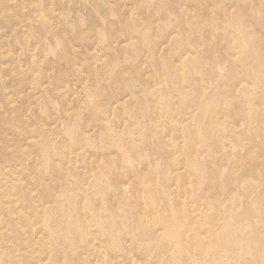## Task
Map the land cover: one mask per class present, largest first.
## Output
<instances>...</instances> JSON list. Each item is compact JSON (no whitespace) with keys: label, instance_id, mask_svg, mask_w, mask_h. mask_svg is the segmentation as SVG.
Returning a JSON list of instances; mask_svg holds the SVG:
<instances>
[{"label":"rangeland","instance_id":"obj_1","mask_svg":"<svg viewBox=\"0 0 264 264\" xmlns=\"http://www.w3.org/2000/svg\"><path fill=\"white\" fill-rule=\"evenodd\" d=\"M0 112L52 146L0 157L28 264H264V0H0Z\"/></svg>","mask_w":264,"mask_h":264},{"label":"bare ground","instance_id":"obj_2","mask_svg":"<svg viewBox=\"0 0 264 264\" xmlns=\"http://www.w3.org/2000/svg\"><path fill=\"white\" fill-rule=\"evenodd\" d=\"M204 1V0H202ZM240 1V0H237ZM222 54L224 55V57L229 58L230 57V52L225 48L222 50ZM253 60V59H252ZM245 64V67H248L249 63H251L252 61H250V59H245L242 60ZM254 61V60H253ZM237 64V62H236ZM238 65V64H237ZM233 69L234 66H231ZM218 71H221V67L218 68ZM121 77H117L116 79V84L121 83ZM182 106H187L188 108H201V101L197 102V103H189L187 101H183L182 102ZM201 110V117L203 119H216L218 114H214L213 116H208L206 114V112H204L202 109ZM192 124V123H191ZM191 127L194 129L195 134L197 135L198 138H200L202 141L203 140H207L210 141L211 139H209L208 134H209V129H204L201 128L200 126L197 128L196 125L192 124ZM18 132V128L17 126L13 125V121L11 116L9 115V113L6 112H0V143L3 145L4 148H2L0 150V157L2 158L1 161H3L6 164H11L14 165V162L17 160L18 163H23V161L25 160V158H27L29 155H34L35 157V161L34 164L37 166V169L40 168V171H38L36 173V178H37V183L38 185L45 187L46 189H52V180L50 181V183H46L45 182V178H44V173L43 170L41 168V164L39 159L44 158L49 160L50 158L52 159V146L49 144V142L47 141V139H43L41 141L40 144L36 145L35 143H33L31 140L28 139V136L24 139H19L18 135L20 133ZM234 132V131H233ZM13 133L15 134V140L14 143H11V137L9 136H13ZM18 134V135H17ZM29 134V133H28ZM27 134V135H28ZM30 136H32V134H29ZM20 136V135H19ZM152 136H154L156 142L159 144V147L163 149V144H161V138L153 133ZM24 142L27 143V145H29V150H25L22 149L24 147ZM216 144V150H221V149H225L227 147L228 144L224 143H220L218 141H214L212 145ZM231 144V143H230ZM231 147H234L233 145H230ZM12 147H16L18 152L12 155H9L7 152L8 149L12 148ZM233 149V148H231ZM164 152V151H163ZM130 162V161H129ZM237 165H238V170H236L235 172L239 173V175L242 173L241 171L243 169H241V171L239 172L240 168H244L245 166L250 165V162H247L246 158H243L242 156H238L237 157ZM52 163V161H51ZM39 166V167H38ZM160 166V165H159ZM52 170V168H51ZM2 176V172L0 170V213H16V203L12 202V203H8L6 201V197L8 194H18L20 197V200L22 201V197H23V189L18 188L15 184H10L9 185V181H4L5 177H1ZM6 179V178H5ZM7 180V179H6ZM262 202L264 201V195L262 196ZM68 203V202H67ZM72 207H75L76 204L72 203ZM18 213V212H17ZM254 217L255 214H241V215H230V219L229 221H225L224 223H220L218 221L214 220V223L212 222L213 225V229H215L216 233L218 236L222 235L224 233V231L227 230L228 225L230 224V221H236V220H240L242 221L244 218L247 217ZM246 221V220H244ZM86 224H88V220L86 221ZM251 224V226L253 228V233L252 234H247V238L250 241H253L255 245H257L258 247H261L264 249V218H259V221ZM9 229V232L11 233H7V234H3L0 235V264H28L29 261H32L34 258V250L36 248V244L34 243V241H30V242H21L20 239V228L19 225H14L8 218L5 219H1L0 218V231L1 229ZM47 239L51 240L52 236H47ZM132 238H136L135 236H132ZM178 242V241H177ZM180 242V241H179ZM181 246V244H180ZM179 247V245H178ZM175 249V248H174ZM250 255H253L257 258H261L264 257V253H252L251 251L248 252ZM43 254L41 252H38V261L37 263L41 262L40 261V257H42ZM262 261H264V259H262ZM263 263V262H262ZM52 264V263H51Z\"/></svg>","mask_w":264,"mask_h":264}]
</instances>
